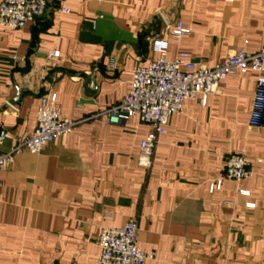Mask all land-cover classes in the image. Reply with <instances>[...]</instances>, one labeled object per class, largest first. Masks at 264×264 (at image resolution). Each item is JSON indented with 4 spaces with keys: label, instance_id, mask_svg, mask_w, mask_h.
<instances>
[{
    "label": "crops",
    "instance_id": "crops-1",
    "mask_svg": "<svg viewBox=\"0 0 264 264\" xmlns=\"http://www.w3.org/2000/svg\"><path fill=\"white\" fill-rule=\"evenodd\" d=\"M178 21L190 30L179 41L166 32ZM157 34L169 60L189 52L210 67L240 50L256 53L264 0H48L26 27L0 28V132L31 135L48 93L79 122L0 173V264H98L101 231L132 220L139 246L154 254L147 264H264V129L249 126L257 73L228 76L205 103L187 100L150 169L139 164L150 126L107 121L134 68L159 57ZM20 88L27 91L13 106ZM242 150L254 175L236 182L225 177V160Z\"/></svg>",
    "mask_w": 264,
    "mask_h": 264
},
{
    "label": "built area",
    "instance_id": "built-area-1",
    "mask_svg": "<svg viewBox=\"0 0 264 264\" xmlns=\"http://www.w3.org/2000/svg\"><path fill=\"white\" fill-rule=\"evenodd\" d=\"M47 4L48 0H1L0 28L19 30L26 27L45 13ZM166 32L179 41L190 30L178 21L168 25ZM151 46L159 57L134 68L129 92L105 112L111 124L127 125L138 119L150 126V132L139 146L142 167H152L159 137L166 133L171 116L181 112L187 100L201 96L205 103L219 84L233 74L257 73L249 126L264 129V46L256 53L240 50L210 67L196 64L189 52H181L173 60L167 59L168 41L164 35H155ZM59 56L60 52L50 54L54 59ZM115 63V59H111L108 70L115 68ZM24 86H28V82ZM36 120L37 129L29 136H15L8 130L0 132V173L11 168L21 153L39 154L50 142L73 133L79 123L64 116L56 93L40 98ZM9 139L14 140V146L8 152L1 151ZM224 175L236 182L246 181L254 175L253 164L245 150L227 156ZM220 188L221 180L211 185L212 192ZM240 193L249 195L245 190ZM138 239L139 227L133 220L121 227L104 228L99 236L98 264H147L154 259V254L142 250Z\"/></svg>",
    "mask_w": 264,
    "mask_h": 264
},
{
    "label": "water",
    "instance_id": "water-1",
    "mask_svg": "<svg viewBox=\"0 0 264 264\" xmlns=\"http://www.w3.org/2000/svg\"><path fill=\"white\" fill-rule=\"evenodd\" d=\"M93 79H94V76H93V77H89V78L87 79V81H86V85H87V87H89V86L91 85ZM26 91H27L26 88H20V89L18 90V95H17V97L11 100V102H10L11 105H13V106L18 105V104L21 102V100H22V98H23V95H24V93H25Z\"/></svg>",
    "mask_w": 264,
    "mask_h": 264
}]
</instances>
